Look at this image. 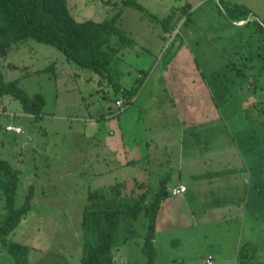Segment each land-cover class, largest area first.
<instances>
[{"label": "rangeland", "instance_id": "obj_1", "mask_svg": "<svg viewBox=\"0 0 264 264\" xmlns=\"http://www.w3.org/2000/svg\"><path fill=\"white\" fill-rule=\"evenodd\" d=\"M106 1L68 0V5L78 21H102L121 12L117 23L132 41L121 50L122 61L116 67V79L130 89L138 76L150 72L138 92L139 95L142 93L139 101L132 103L133 108L146 106V113H143L149 123L146 134L144 121L133 124L134 130L146 136L140 148L146 150L149 126L153 124L149 119L157 114L168 115L161 108L164 103L168 106V102L161 89L159 69L172 60L171 55L176 49L187 50V44L179 48L171 39L176 34L188 37L199 34L201 49L189 45V49L194 48L196 58L187 53L177 58L186 62L191 59L190 73L194 72L198 62L200 67L195 71L200 81L203 72L207 81L213 83L220 79L230 88L235 86L238 94L226 102L216 90L220 116L215 113L213 124L204 122L189 129L185 144L201 147L197 160L204 167L221 168L228 164V177H233V170L242 168L240 171L244 172L246 169L247 174L242 173L239 178L247 177L248 180L252 177L253 181L258 180L264 185V57L259 61L264 47L260 44L258 48L264 34L256 30V24L251 22L237 28L230 26V22L219 23V20L229 19L223 8L222 11L218 9L220 6L215 0L200 8L194 7L199 0H138L142 8L123 6L122 0H113L119 5ZM188 1L193 7L190 16L178 14L172 22L176 28L165 40L161 36L162 20ZM227 1L248 6L257 20H264V0ZM212 30L216 36H211ZM211 38H215L214 41ZM219 50L226 56H221ZM249 56L254 60L248 59ZM194 58L197 61H193ZM229 62L232 64L228 67ZM50 65L55 69L44 71ZM0 66L6 80L18 79L29 94L43 93L46 101L41 117H28L22 115L24 111L18 99L0 94V111L5 112L6 125L13 123L24 128L23 133L6 131L0 135V155L21 169L16 205L24 203L31 186H34L35 194L27 216L7 240L30 247V264H82V214L89 190H100L107 196L102 205L116 207L119 202L131 200L128 195L135 188L132 177H140L142 173L139 164L120 167L113 159V152L104 147L105 137L91 135L92 124L87 128L89 120L95 119L91 121L102 124L108 137L115 139L113 134L116 132L117 135L121 130L119 119H113V126H107L102 123V117H98L108 106L115 111V98L123 97H119L107 81H101V76L92 69L79 67L55 46L32 38L19 42L6 57H0ZM239 69L246 71L245 74H238ZM152 96L155 100H150ZM131 109L127 113H132ZM114 114L110 112L109 115ZM170 125L173 130L177 128L176 124ZM180 140L184 141L182 134L176 144H180ZM87 152L93 157L91 162L86 160ZM125 175L129 178L125 179ZM146 178L148 182L147 174ZM117 190L122 192L121 195ZM137 191L141 193L139 188ZM254 191L258 195L256 189ZM227 198L232 199V195H226L219 201V207L209 209L211 212H204L205 206L201 211L196 203L193 206L196 215L190 217L192 224L188 223L191 227L187 230H162L156 240L158 257L155 264H206L211 245L214 252L218 251L215 264H234L238 259V248H242L243 253L249 249L250 257L246 261L264 264V198L257 203L253 194L248 209L239 203L236 208L231 201H225ZM237 209L238 214L243 209L241 216ZM203 213L205 218L201 219L199 215ZM4 214L0 189V222ZM147 226L144 215L137 220L121 221L114 244V264H146L147 256L142 246ZM0 264H15L1 240Z\"/></svg>", "mask_w": 264, "mask_h": 264}, {"label": "trees", "instance_id": "obj_2", "mask_svg": "<svg viewBox=\"0 0 264 264\" xmlns=\"http://www.w3.org/2000/svg\"><path fill=\"white\" fill-rule=\"evenodd\" d=\"M106 2L112 5L121 3L123 6L142 8L138 0H122L120 3L107 0ZM221 3L232 19L246 20L252 14L251 8L244 4H229L223 0ZM190 9V3H186L181 8H174L162 20L165 33H173L176 28V25L172 24L174 18L182 13L190 16ZM120 15L119 11L112 18L102 21L93 19L78 21L70 11L68 0H0V57H6L13 47L28 38L53 45L61 50L69 61L99 74L101 81H107L129 106L134 102L149 72L138 78L136 84L130 89L116 79V67L122 61L121 50L132 41V38L117 23ZM254 23L256 30L264 34V22L254 20ZM263 57L264 54L261 53L259 61ZM248 59L254 60L250 56ZM50 69L54 70L55 67L50 65L44 71ZM245 72L239 69L237 73L244 75ZM0 94H7L18 99L25 113L34 115L36 118L43 114L46 102L44 94L31 95L20 85L18 79L6 80L1 66ZM4 113L0 111V135L6 132ZM136 162L138 161H131V163ZM20 176L21 169L0 155V189L5 212L0 222V240L14 258L15 264H30V247L7 240V236L15 231L33 205L34 186L30 187L24 203L21 206L16 205ZM170 177L168 174L162 176L158 190L152 199H149V185L135 179V188L131 189L128 195L131 200L119 202L116 207L102 205L107 196L98 189H90L82 214L81 263L114 264V244L121 221L137 220L144 215L148 220V226L142 250L147 256L146 264H155L158 254L155 245L157 221L164 200L172 192L168 186ZM254 184L256 192L264 198V185L260 181ZM138 188L141 193H138ZM117 191L120 192V190Z\"/></svg>", "mask_w": 264, "mask_h": 264}, {"label": "crops", "instance_id": "obj_3", "mask_svg": "<svg viewBox=\"0 0 264 264\" xmlns=\"http://www.w3.org/2000/svg\"><path fill=\"white\" fill-rule=\"evenodd\" d=\"M210 1L213 0H199L196 5H194V7L200 8ZM215 1L220 6L218 9H221V11L224 9L223 11L225 12V8L221 3L222 0ZM223 1L229 2L227 0ZM187 3H190V5L192 4L189 1ZM192 9L193 7L191 5L190 12ZM226 15L229 20H219L218 22L224 25L227 22H230V26H236L237 28L250 25L251 22L254 23V20H257V18H255V13H252L246 20L232 19L228 14ZM263 21L264 20H261L260 22L263 23ZM211 32L213 33L211 35L212 37L216 36L215 31L212 30ZM169 35L170 33H165L164 28L161 30V36L165 40ZM206 37L207 36L204 38ZM177 38H179V40H177ZM261 38L264 40V35ZM214 39L211 38L213 41ZM171 40L173 44L177 40L176 44L179 48L181 46L184 47L183 45L187 44V50L180 51L176 49L171 55L172 60L165 64L163 68L159 69L161 89L168 102V106H165L164 103L161 108L164 113L166 112V115L167 113L168 115L167 117H164V115L161 117L157 114L153 116L152 119H149L150 121H153V124H150L149 126V136L147 137V141L145 143L146 150L144 148H140V145L145 141L144 137L146 136L137 130H134L135 125L133 126V124H138L140 121H144V131L146 134L149 123L147 122L148 119H146V117L143 115V113H146L144 110L146 106L144 104L142 107L138 108H133L132 104L129 106L127 105L125 110L116 115H109L110 112H114V108L112 109L110 106L107 107L106 111L105 109L101 111V115L98 117V119L102 117V123L107 126H113L111 121H113V119H119L121 133L119 132L116 135L115 132V134H113L115 139L108 137V132L102 130V124L91 121L95 119L89 120L90 122L87 124L88 129L92 124L91 135H98L102 138L105 137V140L103 139L105 141L103 145L113 152V159L119 164L120 167L130 165L131 161L133 160L138 161L133 164L135 166L139 164V168L142 170V173L139 172L141 174L140 177L135 176L132 178L147 183L152 187V190L149 189V199H152L156 194V191L160 185V180L164 175L168 174L171 176L168 180L169 190L171 191L173 187L177 185L187 186L186 192L178 195L171 194L172 192H170V196L164 200L158 216L155 245L157 243V236L162 230H187L191 227V225H188V223L192 224V219L190 217L196 215V207L193 208L194 205L196 206V203L200 207L201 211L202 206H205L206 210H204V212H211L209 209L219 207L221 205L219 204V201L228 194L232 195V199L227 198L225 201H231V204L235 205L236 208L237 204L239 203L240 206L245 205L248 209V206L250 207L251 200L253 199V194L256 197L255 200L257 203L262 202L261 196L259 194L257 195L254 191V182H258V180L256 181L254 179L253 181L252 177H249L248 180L247 177L239 178L242 173L247 174L246 169L244 172L240 171L242 168L238 169V171L233 170V177H228L230 176L228 164L221 168L213 166H208L206 168L197 160L199 158L198 154L200 153L199 149L201 150V147L196 144H185L186 132L189 129H194L202 125L204 122L213 124L215 113L220 116L219 109L221 107H219L220 104L218 103V93L216 90L219 91L221 96H224L226 102L230 100V97H234V95L238 94V91L236 90L235 86L230 88L228 83L220 81V79H216V81L213 83L207 81L203 72V80L200 81L198 79L197 72L195 71L196 67L199 66L198 62L196 63L197 65L195 64L194 66V72L190 73L188 71V66H191V59L186 62L185 60L181 61L177 58L184 57V53H187L189 57L196 58L195 51L192 49H201L199 40L201 41L202 39L199 34L189 37L185 34L182 36H180V34H176V36H174V38ZM206 40L209 41L207 38ZM263 40L258 42V48L260 47V44L263 45ZM193 43H195V45ZM189 45H192L194 48L189 49ZM218 53L223 57L226 56L223 50H219ZM195 58L193 61H197ZM185 64H187L186 67ZM231 64L232 63L229 62L227 66L229 67ZM212 74H214V72H212ZM138 78L139 76L137 79ZM228 89L232 91H229ZM141 95L142 93L140 95L139 93L136 95L134 98L135 103L139 101ZM152 99L155 100V97L152 96L150 100ZM129 109H131L130 111H132V113H127ZM26 114L29 115L28 117L33 116L25 112L22 115ZM106 116L108 117L107 120ZM170 123L176 124L177 128L173 130V126L170 125ZM181 134L184 138V141L180 140V144H176L178 142V138H181ZM139 154L141 156H139ZM92 159L93 157L89 152H87L86 160L91 162ZM95 159L97 161L100 160L99 158ZM140 163H142V165L145 164V166H140ZM146 174L148 177V182ZM220 176H223L224 178ZM207 177H210L211 181H209ZM124 178L128 179L129 177L125 175ZM152 179L153 181H151ZM118 193L121 194L122 192L120 191ZM202 193H205V195ZM165 204L166 206L164 208ZM242 210H240V213L238 214L237 209L238 216H241ZM199 216L201 219L205 218L204 213L200 214ZM211 246L212 247L209 249L207 254L210 253L214 256L215 264L218 260V251L215 250L214 252V247L213 245ZM249 253V249H247L246 253H243L242 248L240 250L238 248V259L234 260V264H251V262L246 261V258L250 257Z\"/></svg>", "mask_w": 264, "mask_h": 264}, {"label": "built area", "instance_id": "obj_4", "mask_svg": "<svg viewBox=\"0 0 264 264\" xmlns=\"http://www.w3.org/2000/svg\"><path fill=\"white\" fill-rule=\"evenodd\" d=\"M126 107H127V104H126L125 100L123 98H119L116 100V109H115L114 113L118 114V113L122 112L123 110H125ZM6 131L19 134V133L24 132V128L21 125L9 123L6 125ZM186 190H187V186L177 185V186L173 187L172 194L178 195V194L186 192ZM206 262H207V264H214V256L209 254L207 259H206Z\"/></svg>", "mask_w": 264, "mask_h": 264}]
</instances>
